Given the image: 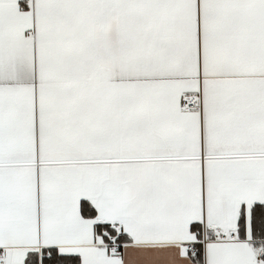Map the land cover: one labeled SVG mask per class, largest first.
Masks as SVG:
<instances>
[{
	"label": "snow or ice",
	"instance_id": "6c2138e0",
	"mask_svg": "<svg viewBox=\"0 0 264 264\" xmlns=\"http://www.w3.org/2000/svg\"><path fill=\"white\" fill-rule=\"evenodd\" d=\"M0 264H264V0H0Z\"/></svg>",
	"mask_w": 264,
	"mask_h": 264
}]
</instances>
